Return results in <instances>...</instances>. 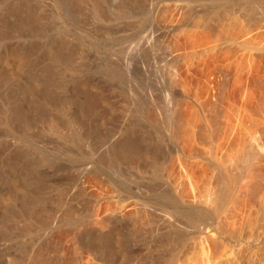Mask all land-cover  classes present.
<instances>
[{
	"label": "bare ground",
	"instance_id": "6f19581e",
	"mask_svg": "<svg viewBox=\"0 0 264 264\" xmlns=\"http://www.w3.org/2000/svg\"><path fill=\"white\" fill-rule=\"evenodd\" d=\"M263 6L264 0H0V240L8 243L7 264H129L131 259L137 260V264L172 262L168 251L174 248L169 241L149 243L146 252L152 255L146 254L144 259L139 254L130 258L129 253L118 255L122 245L131 248L133 244L132 231L122 218L127 204L148 211L147 201L152 200L144 198L147 194L128 188L127 180L121 175L122 167L137 160L145 169L166 160H162L164 155H156L153 147L140 146L138 134L130 127L110 137L103 129L107 127L105 118L95 119H101L104 114L103 106L98 103L105 104L111 95L117 94L136 106L149 127L155 118L152 108L155 103L156 107L159 105L155 100V84L159 76L164 82L166 75L158 76V69H153L158 61L170 70L166 76L169 85L161 88L163 94L159 99L161 108L166 107L167 111L187 106L183 98L187 93L190 95L188 75L206 67L209 70V66L217 69L219 79H215L220 81L210 86V101L202 103L203 97L193 90L195 108L177 116L180 127L175 128H180L177 138L181 143L178 145V140L171 143L167 152L177 155L179 169L184 174L176 176L175 166L168 167L165 162L164 169L171 179L165 187L167 202L155 201L156 205L167 208L171 199V203L184 208L192 198L194 208L198 207L205 197L201 186L205 178L203 174L196 176L198 169H204L203 151L208 147L205 152L209 167L216 166V159L222 161L226 156V152L216 153L224 148L222 144L227 145L228 131L235 129L231 117L236 110L230 105L231 97L227 104V95L233 85L239 84L236 86L243 89L251 62L257 64L255 60L250 62L248 56L253 42L249 22L252 9L264 11ZM236 13L241 21L239 25ZM238 48L241 57L236 54ZM258 50L264 52L263 47ZM259 52L258 55L262 54ZM236 55L239 60L235 59ZM237 69L240 72L235 71L239 74H234L237 75L234 78L231 74ZM245 90L241 93L249 91ZM242 94V118L236 116L240 119V143L238 138L231 139L233 135L229 138L233 143L226 146L229 151L223 149L235 167L238 159L248 160L254 147L250 145L249 133L252 107L248 102L251 101ZM140 96L144 101L138 99ZM221 122L227 131L222 130L225 133L222 140L218 135ZM204 142H208L207 147H203ZM220 153L224 154L222 158ZM182 156L191 162L187 159L184 163ZM57 160L66 164L62 172H65L63 176L68 175L59 181L51 175ZM184 182L192 192L187 187L190 191H186ZM108 185L115 188L112 202L104 194ZM215 198L217 201V195L214 201ZM164 209L160 211L169 215ZM177 210L173 214L179 215ZM194 245L193 255L186 260L183 256L180 264L205 263L200 253L202 244L197 240ZM160 252L169 254L168 260L154 255ZM112 254L118 256L113 258Z\"/></svg>",
	"mask_w": 264,
	"mask_h": 264
},
{
	"label": "rangeland",
	"instance_id": "374dc122",
	"mask_svg": "<svg viewBox=\"0 0 264 264\" xmlns=\"http://www.w3.org/2000/svg\"><path fill=\"white\" fill-rule=\"evenodd\" d=\"M263 9H264V6H263ZM252 10H253V14L252 13L250 14L251 20L249 22V25L251 24L250 26L252 29L251 42L252 41L253 42L251 43V45H252V47H255V48L257 46V48L253 49L252 47H250L249 50H251V48H252L253 51L248 50V54H249L248 56H251V57H249L250 62H251V60H255L257 62V64L255 65L254 61L251 62L252 64L250 63L251 64L250 66H252V67L248 68L249 72L247 71L248 72L247 76L249 77V79L247 77L245 82H243L244 83L243 89H239L240 86H236L239 84H236V82H235V84H236L235 87L233 85V87L231 86V88H233V90L235 89V91H233V92H236V93H232V89L230 88L229 89V91H230L229 95L230 96L227 95L228 96L227 98L229 101L227 100V98H226V101H228L227 104L231 103L230 105L232 107H234L232 109H234V111L236 110L235 113L237 112L236 114L234 113L233 110H231L232 112H230L231 114L234 113V116H235L234 117L232 115L233 117H231L232 126L234 125L233 127L235 129H233V131L230 130L231 133L228 131V134L230 135L228 137V139L231 136L235 135V136L231 137V139L235 138L234 140L233 139L232 140L236 141V139L238 138V141H239L240 140L239 138H241V136H240L241 130H239L240 129V123H239L240 121L239 120L242 118L241 117L242 112H240V111H242V109L240 106H243V104H244V101L242 100L244 97L242 98L241 94L244 93L242 95H244V96L247 95L248 96L247 99L250 98L249 101H251V102H248V106L252 107V108L249 109V120H250V122L252 121L254 126L252 125V127H253L252 128L250 125V122H249V127L251 128V129L249 128V130H250L249 133L251 134V142L253 143V144L250 143V145H252L254 147H251L253 149H251L252 151H250V155H249L248 160H246V161L240 160V159L237 160L236 163H238V161H239V163H238L239 166L236 165V167H237L236 168L235 164H234L235 162L234 163H232L231 161L229 162V159L227 157L228 152L223 151V149L227 145L230 146L229 142H232V140L230 141V139L229 140L226 139L228 141L227 143L225 141V143L227 145L224 146L222 144V146L224 148L222 147L223 149L218 151V153H216L219 155V152H226V154H225L226 156H224V154L220 153L221 158H222V156H224L222 161H224V160L225 161L222 162L220 160H217L216 157L218 155L216 157L213 156L216 159V162H215L216 166L209 167L208 166L209 163L207 161L208 160L207 159L208 154L206 153V152H208L207 151L208 150L207 149L208 148L207 147L208 142H206L207 144H205V142H204L203 147L206 145L205 147H207L206 148L207 150L205 148H203V150L205 149L203 151L205 154V156H204V154H203V156L205 158L201 162H203L202 164L207 165V167H209L210 169L209 168L206 169V166L204 165V167H203L204 169L200 168V170H205L206 172L200 171L198 169V172L196 174V171H197V169H196L195 174H196L197 178L199 176L202 177L201 174H203L202 178H205V179L201 180L202 181L201 186H202V190L205 189L206 191L204 190L205 192L204 191L202 192L203 194H205V195L202 194V196L206 197V195H207L208 198L206 197V199H205V197H202V198H204V200L202 199L200 204L198 205V207H196L198 209L194 208V205L191 202L192 198L189 200L188 204L186 205L187 208L186 207L182 208V207L176 206L175 204L170 202L171 199L168 201L169 203L167 205V208L162 207V206L160 207V206L156 205L155 201L156 200L162 201V199L164 201L167 200L166 198H164V197L168 196V190L165 187H166V184H168V182L171 179L169 178V176H167L168 174L166 173V171L164 169L166 164H169L168 167L170 165L175 166V169L177 170V171L175 170L176 171L175 173H177L176 176L181 177L184 174V173L182 174V171H181L182 169H179V165H178L179 160H178L177 155L172 154V153H171L172 154L171 155L170 152H167V151H169V146L171 143L174 142L173 144H176L179 141V138H177V137H178V134H180V133H178L180 128L179 129H176V128L180 127V125L177 122V120H178L177 116L178 115L180 116V114L182 115V112H185V113L190 112L191 109L195 106V104L193 102V100H194L193 90H194V92L197 91V93L200 94V97H203V98H200V100L202 99L201 102L203 100H204V102L210 101V99L212 97V95H211L212 90H211L210 86H214V84H217L220 81V80H217V79H219L218 74H216V73H218L217 69H214V67L209 66V67H211V69L209 68V70L206 69L207 68L206 67L204 69L202 68L204 71L199 69V70H196L194 73H191L190 75H188V76H190V77L187 76V78H188L187 82H188V80L190 81V83L188 82L189 87L186 83L185 84L187 85L186 87H188L187 91L188 92L190 91L189 92L190 95L187 93L185 95V99L183 98V100H186L184 102L187 106H185L186 108L180 107L179 109L173 110V111H171L172 110L171 109L170 111L172 113L174 112L171 115L170 111H167L166 107H163V109L161 108L162 105L160 103V100L162 99L161 96L163 94V93H161L163 91L161 88H163L164 85H166V86L169 85V79H167L166 76L169 75L168 72L170 70L169 71L166 70V67H164L162 63H161L162 65H161L160 61H158L159 64H158V62L156 64H158L159 66L157 65L158 67L155 66V67H153V69L154 68L158 69V73H160L159 71L162 70L160 74L157 73V70L156 71L154 70L158 76L159 75L163 76L164 74H166L164 76V78H165L164 82H166V83L163 82V77L161 78V76H159V78H161V79L157 78L158 83L160 85L162 84L161 85L162 87L158 83H157L158 86L155 84V90H156L154 92L155 93V100L157 99L156 102L159 101V103H158L159 105H158V107H156L157 103H155L154 104L155 107L152 108V112L154 111L153 114H154L155 118H154V122L149 127L143 121L141 113L138 110H136V106L134 104H130L131 102L129 103V101H127V99H125L127 101L126 102L124 100V98L121 99L122 97H117L118 96L117 94L111 95L109 97V99L107 100L108 103L107 102L105 103L106 105L98 103L99 105L103 106V109L105 111V112L103 111L104 114H102V116H100L101 119L99 117L95 118V115L92 114V115H94L93 118L98 119L100 121L105 118L104 124H105V126L108 127V128L106 127L108 130L104 126H103L104 127L103 129L106 133L111 134L110 137L112 135H116L118 133V131H121L127 127H130V129L132 128L133 132L138 134L140 146L141 145H148L151 148L153 147L152 149L155 151L156 155H160V156L164 155L163 156L164 159H162V160H166V161H162L164 163H160L161 162L160 157L156 156V159L157 158L160 159V162L159 161L158 162L161 164V165L157 164L158 168L156 165L155 167L151 166L150 168L144 169L137 162V160H135L132 165H126V166L122 167V169H121V175L127 180L128 184H129L128 188H130V189L132 188L137 193L142 192L143 194H147V195H143L144 198H148V199L150 198V200L151 199L152 200L147 201L148 202V204H147L148 205L147 206L148 211H142L143 209H139V207L133 208L134 206L133 207L130 205L128 206V204H127V207H126L127 209H125L126 212L123 211L122 218H124V223L128 222V224H129V230H131L132 234H133L131 237L133 239V240L131 239V243H133L134 245L133 244L131 245L132 249L126 248V247H124V245H122L121 247L123 249L120 247L121 249H120V252L118 254L119 256H121V255L124 256L125 254L129 253L130 255L128 258H130V256H136V254H139L140 258L144 259L145 257H147L150 254L149 251L146 252V248H148L147 247L148 245L152 244L155 241L160 242V240H161V242L169 241L170 243L171 242L173 243V245H172V243H171V245H172V248H174V249H171V251L170 250L168 251V253H171V256H172V262L170 264H180L181 261H184V260L188 259V257L190 258L193 255V253H194L193 249L195 247L194 244H196V241L198 240V242L200 244H202V245H200L202 248L200 253H201V257L203 256L202 258L205 259L204 262L206 264H208V263H210V264H212V263L213 264H215V263H217V264H264V149H263L264 148V128H263L264 127V100H263L264 99V57H263L264 52L263 51L259 52V50H258L261 47L264 48V39H263L264 38L263 37L264 36V33H263V31H264V20L263 19L264 18L261 17V16H264V11L262 10V8L259 10L257 8H253ZM236 15H237L236 18L238 19L239 14L236 13ZM239 19L237 20L238 22H239ZM238 22H237V24L239 25L241 21L239 23ZM261 30H263V31H261ZM260 34H263V35H260ZM254 37L256 39H254ZM258 40H260V41L262 40V41L258 42ZM261 44H262V46H261ZM258 45L260 47H258ZM238 50H237L238 52L236 54H240L239 57H241L240 49L238 48ZM258 52L262 53V54H259L260 55L259 56ZM237 56L238 55H236L235 59L239 60V57H237ZM259 62H261V63H259ZM160 65L162 67H160ZM254 66L255 67L257 66V67L255 68ZM163 67H164V69H163ZM251 68L253 70H251ZM235 71L240 72L239 69L234 70L233 71L234 73L232 72L233 74H231L232 76L234 74L238 73ZM204 72H206V73H204ZM253 74H254V76H253ZM200 75H201V77H198ZM250 75H251V77H250ZM232 76H230V77L232 78ZM236 76H233V77L235 78ZM215 78H217V79H215ZM191 79H192V81H191ZM166 80H168V81H166ZM212 80H213V83H212ZM232 80H233V78H232ZM160 81H162V83ZM215 81H218V82H215ZM246 83L250 84V85L248 86ZM157 87L160 88V90H158ZM190 87H191V89H190ZM244 87L245 88L247 87L246 90L244 89ZM241 88H242V86H241ZM208 90H209V92H208ZM241 90H245V91L249 90V91H247L248 94H246L247 92H244V91L241 93ZM237 92H239L240 94ZM197 93H195V94H196V96L198 95L197 97H199V94H197ZM250 93H252V94H250ZM208 94L211 95V97ZM207 96H208V98H207ZM230 97H231L232 101L230 100ZM252 98H253V100H252ZM138 99H140L141 102L144 101L143 97H141V96ZM190 99H191V101H190ZM206 99H208V100H206ZM92 102L95 103L94 101H92ZM204 102H202V103H204ZM234 102H236L237 104ZM233 105H235V106H233ZM237 105H239V106H237ZM187 107H188V109H187ZM235 107H236V109H235ZM154 108H155V110H154ZM183 108H185V111ZM164 109H166V110H164ZM113 110H114V112H113ZM250 110H252V111H250ZM162 111H167V113L162 112ZM111 112L116 117H114V116H113L114 118L111 117L112 116ZM119 112H121V113H119ZM164 113L165 114L170 113V115L168 114L169 118H167L168 117L167 115H166L167 117H163V115H165ZM206 113H208V112H206ZM240 114H241V116H240ZM206 115H208V114H206ZM134 116L136 119L134 118ZM236 116L237 117L240 116V119L236 118ZM109 117H110V119H109ZM157 117H158V119H157ZM111 119H114V120H111ZM233 120L237 123V125H236V123L233 122ZM254 121L257 123H255ZM171 123H172V125H171ZM220 125H222V122L220 123ZM222 126H221V128L219 130V134H218L220 137L217 136L219 138H221V136H222L221 140L224 138L223 134H225L224 132H222V130L225 129L224 124ZM173 127H174V129L172 130ZM237 127H239V128L236 129ZM147 129L149 131H147ZM126 130H128V128ZM132 130H130V131H132ZM237 130H238V132H237ZM262 131H263V133H262ZM225 132H227L226 129H225ZM144 134H145V136H144ZM254 136H256V137H254ZM249 138H250V136H249ZM144 139L145 140L147 139V140L145 141ZM253 139H255V140H253ZM180 143L181 142L179 141L177 144L179 145ZM217 143H218V141H217ZM217 143H215V145ZM222 143H224V142H222ZM232 143H231V145L235 144V143L234 144H232ZM237 143L238 142H236V144ZM239 143H240V141H239ZM166 145H168V146H166ZM255 147H257V148H255ZM228 149H229V147L228 148L226 147V150H228ZM214 153H215V151H214ZM258 156L261 158H259ZM182 157H181L182 160L185 159V160H183V162L188 159V158H186V156H182ZM221 158H219V159H221ZM258 159H260V160H258ZM172 161H173V163H172ZM62 162H61V160H57V162L55 163V167L53 168L54 170H52L51 175H53L54 179L57 181L64 179L65 176L67 175L66 174L65 176H63L65 173V172H62L63 166L65 167L66 164L64 162L63 163ZM165 162H166V164H165ZM170 162L172 164H170ZM189 162H191V160H189ZM261 163H262V166L260 167ZM189 164H191V163H189ZM202 164H201V166H202ZM151 169H152L151 172L153 174H151V172H150ZM209 170H211V171H209ZM213 172L215 174H217V176L220 178L215 177V174ZM178 173L181 175H178ZM210 173L213 175H211ZM61 176H62V178H61ZM210 176H212V177H210ZM183 177H184L183 180L186 182L187 181V180H185L186 177L185 176H183ZM201 177L199 179H202ZM185 182H184V184L186 186L185 185L184 186L186 188L187 183H185ZM187 182L189 184L190 181H187ZM151 183H153V184H151ZM203 184L206 186H204ZM208 186H213V187L210 188ZM189 187H187V188H189ZM240 187H242V188H240ZM109 188H111L110 185H108V187L106 186V188H105L106 190H105L104 194L106 193L105 195H106V198H108L107 200L108 201L110 200L109 202H112V199H111L112 195H113V197L116 196L115 191H114L115 188L114 189H113V187L111 189H109ZM209 189H211V190H209ZM190 190L192 192V189H190ZM190 190L187 189L186 191H190ZM143 191H145V193ZM191 192H189V193H191ZM210 192H212V193H210ZM213 195L215 197L217 195V197H218L217 201H216V198L214 201ZM190 196H192V195L189 194V197ZM65 197H66V195H65ZM149 206H151V207H149ZM174 208H176V209H174ZM151 209H153V210H151ZM160 209L167 210L169 212V215L163 214V212H161ZM177 209H179V210H177ZM193 209H195V210H193ZM174 210H177L179 215L173 214ZM225 212H227V213H225ZM131 216H133V217H131ZM178 216H180V217H178ZM159 217H160V219H159ZM225 218H227V220ZM169 222H171V223H169ZM182 222H183V224H182ZM148 230H150V231H148ZM194 240H196V241H194ZM134 242H136V243H134ZM174 244L175 245L177 244V245L175 246ZM190 245H194V246H190ZM0 246H1L0 247V258H1V256H3L0 259V263L3 261V262H5L4 264H7L8 257L6 254L9 251L8 247H7L8 243L6 241L0 240ZM133 248H134V250H133ZM123 252H124V254H123ZM212 252H214V253H212ZM160 253H155L154 255L155 256L158 255L159 257H161V260H163V259L168 260L167 258H169L168 257L169 254L167 256L166 252L165 253L160 252ZM187 253H189V254H187ZM146 254H148V255L146 256ZM114 255H113V258H116L118 256V255H116V257H114ZM150 255H152V254H150ZM125 256H128V255H125ZM165 256H167V257H165ZM183 256H185V257H183ZM182 257L184 258V260ZM214 257L217 260H215ZM209 260H211V261L209 262ZM134 261H136V262H134ZM205 263H203V264H205ZM129 264H137V260L131 259V260H129ZM163 264H165V262Z\"/></svg>",
	"mask_w": 264,
	"mask_h": 264
}]
</instances>
